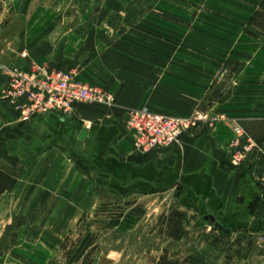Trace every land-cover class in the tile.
Masks as SVG:
<instances>
[{
  "label": "rangeland",
  "instance_id": "rangeland-1",
  "mask_svg": "<svg viewBox=\"0 0 264 264\" xmlns=\"http://www.w3.org/2000/svg\"><path fill=\"white\" fill-rule=\"evenodd\" d=\"M256 25L264 29V0H0V264H264L261 153L244 163L257 165L261 189L249 207L240 206L235 135L228 166L208 168L216 188L237 191L221 211L204 180L146 165L155 150L133 141V154L122 153L112 123L128 109L198 116L209 130L219 117L264 116V30ZM240 52L253 59L233 80L239 61L229 55ZM36 67L105 96L50 118L33 113L16 84ZM212 75L206 102L219 99L223 111L198 114L197 94ZM235 125L261 146L264 120Z\"/></svg>",
  "mask_w": 264,
  "mask_h": 264
},
{
  "label": "crops",
  "instance_id": "crops-1",
  "mask_svg": "<svg viewBox=\"0 0 264 264\" xmlns=\"http://www.w3.org/2000/svg\"><path fill=\"white\" fill-rule=\"evenodd\" d=\"M250 26L251 25H248L247 29L249 32L250 31L252 32L253 28ZM251 41L252 40H248L247 42H242L241 45L252 43ZM229 59H235L239 61L238 69L235 71L234 76H233V80H237L238 77H240L244 72H246V69L249 66L248 63H250L248 60L251 59L252 61L253 57L250 56L247 58L245 55L242 54V52H240V54H237V53L230 54ZM216 78H217V75L215 76L212 75L211 81L208 82L209 83L208 87L206 86L203 92H200V91L198 92L197 105H196V108H194V111L196 110L195 111L196 113L200 114L201 111L206 110V112H208L209 114L210 113L213 114L214 112L219 111L224 107L222 105L219 106V102H220L219 99L217 101H213L210 104L206 102L207 100L206 97L208 93L210 92V88L212 87ZM188 93H191V92L189 91ZM254 108L258 109L259 107L256 104ZM55 115L56 114H52V115L50 114L49 118ZM231 116L232 118H227V120L221 119L219 117L218 122H216V125L213 127L212 130H209L206 125L201 124L196 129H194L193 132L188 134V136H185L180 144L174 145L165 150L152 151L154 152L153 154L154 161L147 160L145 164L152 165L156 169L161 170L164 176L167 178H170L173 176L172 178H178V179L182 177H189L194 180L195 179L204 180L205 183L207 182L209 186L205 188L204 192L205 191L210 192V196L214 198L215 202H218L217 209L221 211L228 210L227 206L230 205L228 204V201L229 200L232 201L237 198L236 197L237 191L233 192L230 195L224 192L225 188L224 189H222V187L216 188L214 185L215 184L214 177L212 178L210 177L211 174L208 168L212 166L214 167H218V166L227 167L228 166V159H229L230 151L228 150L226 146L230 143V141L233 139L235 135L234 129H233L234 120L235 121L237 120L238 122L240 121L242 123L244 122L254 123V122H259V121L264 120V116H261V117L251 116V115L249 116L231 115ZM0 118L5 121V118L3 116H0ZM39 118H43V117H39ZM117 119L118 118L115 116L114 122H112L113 125L114 123H117V126L119 127V136L116 139L117 140L116 146L122 153L126 154L127 156L132 155L133 154V151H132L133 138L131 134L129 133L127 134V132L125 131L123 124H122V116L118 119V122H116ZM201 123H204V122H201ZM245 127H246V124H245ZM84 139H80V136H79V141H83ZM261 142H262L261 146L264 148V137L261 139ZM167 160L168 162L165 163L164 161H167ZM169 160L172 162L169 163ZM256 166L257 165L251 161V164L250 163L244 164L242 170L239 171L240 173L239 175L241 176H239L240 178H239V181L237 182V189H240V190L242 189L243 191L242 190L241 191L244 193V199L240 205L241 207L243 205L245 207H249L251 202L255 200V198L261 192V189L257 182L256 177L254 178V175L251 173L252 167L254 168ZM249 173H251V177L254 179L253 182H250L249 180L250 179ZM230 177L231 176H229V178ZM177 182H179V180H177ZM235 203L236 202H232L231 205L235 207L234 206ZM235 212H237L238 217L239 216L242 217L239 214L240 211L237 210Z\"/></svg>",
  "mask_w": 264,
  "mask_h": 264
},
{
  "label": "built area",
  "instance_id": "built-area-1",
  "mask_svg": "<svg viewBox=\"0 0 264 264\" xmlns=\"http://www.w3.org/2000/svg\"><path fill=\"white\" fill-rule=\"evenodd\" d=\"M19 82L24 84L20 92L32 102L30 111L42 116L62 110L68 112L79 102L100 101L105 96L102 90L47 67H36L30 73L21 74L16 90L19 89ZM202 120L198 116H172L146 109H128L122 116L124 129L133 134L134 147L141 152L166 149L180 144ZM234 134L229 147L235 166L244 164L246 157L252 152L264 156V148L250 137L242 126L235 125ZM259 184L264 190V169L260 174Z\"/></svg>",
  "mask_w": 264,
  "mask_h": 264
},
{
  "label": "water",
  "instance_id": "water-1",
  "mask_svg": "<svg viewBox=\"0 0 264 264\" xmlns=\"http://www.w3.org/2000/svg\"><path fill=\"white\" fill-rule=\"evenodd\" d=\"M86 136H87V131H82V133L80 134V139H84V138H86ZM205 220H208L210 222V224L215 225L217 228H219L225 232H230V229L224 227L222 224H220L216 221V217L214 215H206Z\"/></svg>",
  "mask_w": 264,
  "mask_h": 264
},
{
  "label": "trees",
  "instance_id": "trees-1",
  "mask_svg": "<svg viewBox=\"0 0 264 264\" xmlns=\"http://www.w3.org/2000/svg\"><path fill=\"white\" fill-rule=\"evenodd\" d=\"M256 28L259 29V30H264L263 28H260V27H258L257 25H256Z\"/></svg>",
  "mask_w": 264,
  "mask_h": 264
}]
</instances>
